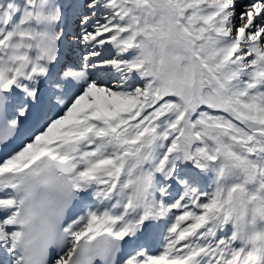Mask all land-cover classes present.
Returning <instances> with one entry per match:
<instances>
[{"label":"snow or ice","instance_id":"1","mask_svg":"<svg viewBox=\"0 0 264 264\" xmlns=\"http://www.w3.org/2000/svg\"><path fill=\"white\" fill-rule=\"evenodd\" d=\"M0 264H264V0H0Z\"/></svg>","mask_w":264,"mask_h":264}]
</instances>
